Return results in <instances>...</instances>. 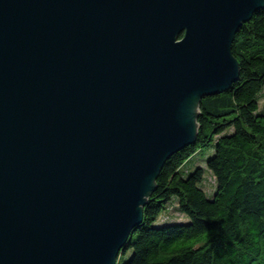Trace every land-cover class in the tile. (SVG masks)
<instances>
[{"label":"water","instance_id":"water-1","mask_svg":"<svg viewBox=\"0 0 264 264\" xmlns=\"http://www.w3.org/2000/svg\"><path fill=\"white\" fill-rule=\"evenodd\" d=\"M264 0H0V264H117Z\"/></svg>","mask_w":264,"mask_h":264},{"label":"trees","instance_id":"trees-1","mask_svg":"<svg viewBox=\"0 0 264 264\" xmlns=\"http://www.w3.org/2000/svg\"><path fill=\"white\" fill-rule=\"evenodd\" d=\"M232 53L237 80L202 100L195 143L165 163L117 264H264V7L236 33ZM209 148L211 196L201 167L182 172ZM173 200L188 220L157 225Z\"/></svg>","mask_w":264,"mask_h":264},{"label":"rangeland","instance_id":"rangeland-1","mask_svg":"<svg viewBox=\"0 0 264 264\" xmlns=\"http://www.w3.org/2000/svg\"><path fill=\"white\" fill-rule=\"evenodd\" d=\"M260 108L264 109V90L260 96ZM212 148L204 149L203 153L198 154L195 156L191 161H189L186 166H184L182 172L184 174L190 173L197 169L198 167L202 168L204 170V181L202 184V188L207 193V195L211 196L214 194L216 190V178L213 175V173L209 170L207 165V155L212 153ZM187 221L188 218L184 216L178 209L177 201L173 200L171 204L168 205L166 211L162 214L160 219L157 221V225H160L161 222H168V221H174V222H181V221ZM131 254H128L126 257H123L121 260V263H124L126 260L130 258Z\"/></svg>","mask_w":264,"mask_h":264}]
</instances>
